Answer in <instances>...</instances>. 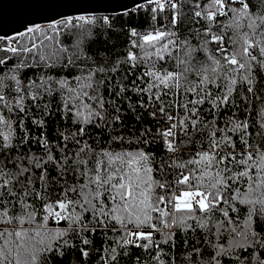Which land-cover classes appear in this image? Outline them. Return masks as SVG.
Here are the masks:
<instances>
[{
    "label": "snow or ice",
    "instance_id": "1",
    "mask_svg": "<svg viewBox=\"0 0 264 264\" xmlns=\"http://www.w3.org/2000/svg\"><path fill=\"white\" fill-rule=\"evenodd\" d=\"M148 3L115 61L88 9L0 36V264H264V0Z\"/></svg>",
    "mask_w": 264,
    "mask_h": 264
},
{
    "label": "trees",
    "instance_id": "2",
    "mask_svg": "<svg viewBox=\"0 0 264 264\" xmlns=\"http://www.w3.org/2000/svg\"><path fill=\"white\" fill-rule=\"evenodd\" d=\"M185 2V11L188 10L187 6L194 2V0H184ZM201 3L204 2V0H200ZM153 5H144L140 8L133 9L130 12L123 14V15H117V16H109L112 20V27L110 31H106L103 34V37L101 39H96L95 43L91 46L93 53H98L99 58L101 60H104L105 62L108 61H115V59L122 54L126 50V45L128 42V32L130 29L135 28L137 31H144L146 28H148L149 24L151 23V17L149 15V12L147 9L151 8ZM144 9V10H141ZM168 15L167 12L159 13L157 17L156 23H163V18ZM101 17V16H97ZM188 23L187 21L185 22ZM4 46V41H0V47ZM13 46H15V41H13ZM109 53L111 55H109ZM5 55L4 53H0V56ZM12 61H9V64H11ZM49 72H52L55 74L56 70L49 69ZM68 70H65L64 74H67ZM40 73V69H25L23 75L27 76L29 79L35 78V75H38ZM120 72H116L113 79L114 81L121 79ZM133 101H135L136 97H132ZM260 102H256V105L253 107L252 111L256 117L257 120L260 119V108L259 106ZM127 108V104L123 105V109ZM122 109V110H123ZM36 110L33 109V113H35ZM145 116H147V113H145ZM127 117V123L130 126H134V128H139L140 125L135 121L134 114L133 113H126ZM31 119V116L29 117ZM45 122L47 125V135L50 139V142H54L55 135H56V129L60 128L64 125V121L60 120L59 115H57L54 119L52 117L45 118ZM27 124L28 121H25ZM147 123V121H146ZM33 134L38 135L39 129L35 128L33 126ZM38 145H33L32 150L35 152L38 148ZM155 147V146H153ZM196 236L192 235L190 237V240H195ZM100 237L97 236L94 238V243L96 247H100L99 243ZM187 249L183 245H181L179 239L177 241V247L172 250L170 253V256L174 258L175 264H184V257ZM227 260V258H225ZM51 264H82V258L80 256V253L76 250H73L71 254H66L62 257L55 258ZM83 264H100V262L97 259V254L93 253L90 255L89 259L87 261H84ZM121 264H126V258L124 261H121Z\"/></svg>",
    "mask_w": 264,
    "mask_h": 264
},
{
    "label": "water",
    "instance_id": "3",
    "mask_svg": "<svg viewBox=\"0 0 264 264\" xmlns=\"http://www.w3.org/2000/svg\"><path fill=\"white\" fill-rule=\"evenodd\" d=\"M144 5H149L148 0H0V36L13 38L29 22L46 26L84 9L96 16H117Z\"/></svg>",
    "mask_w": 264,
    "mask_h": 264
}]
</instances>
